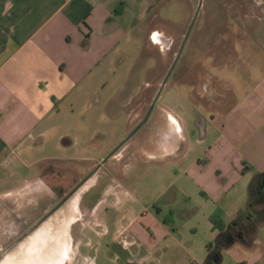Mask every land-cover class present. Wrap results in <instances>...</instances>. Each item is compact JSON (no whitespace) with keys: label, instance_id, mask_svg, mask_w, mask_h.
<instances>
[{"label":"crops","instance_id":"0c3cea01","mask_svg":"<svg viewBox=\"0 0 264 264\" xmlns=\"http://www.w3.org/2000/svg\"><path fill=\"white\" fill-rule=\"evenodd\" d=\"M125 2L130 0H0L2 222L12 209L8 202L18 208L20 197L28 192L55 194L59 201L57 183L51 184L50 173H43L49 165L97 167L143 119L133 125L130 115L118 112L115 106L132 82L141 52V39L134 33L137 20L121 15ZM148 12L150 8L144 9L143 18ZM241 65L260 74L258 80L244 79L264 91V51H259L258 59ZM232 67L241 66H226ZM229 86L231 94L233 87ZM250 97L249 93L243 95L245 100ZM165 111L161 106L155 112L153 108L141 128L146 135L118 150L97 170L108 163L106 176L126 172L140 153L150 152L151 157H143L150 162L161 148H174L175 155L164 157L160 164L181 168L172 182L177 192L167 197L170 204L161 207L153 200L150 209L140 205L116 234L114 254L122 257L121 264H206L220 230L237 220L242 227L252 226L255 213L262 214L251 204L247 188L234 191L246 174L264 172V141L259 129L238 147L213 143L187 164L189 142ZM164 124L177 128L180 145L150 143L154 134L164 130ZM114 173L117 192L131 196ZM179 197L186 200L185 206L177 202ZM165 211L177 213L183 221H170L161 215ZM47 212L43 210V214ZM225 257L229 264L264 261V222L249 239L223 249L216 264H223Z\"/></svg>","mask_w":264,"mask_h":264},{"label":"rangeland","instance_id":"374dc122","mask_svg":"<svg viewBox=\"0 0 264 264\" xmlns=\"http://www.w3.org/2000/svg\"><path fill=\"white\" fill-rule=\"evenodd\" d=\"M197 3L198 0H130L120 7L123 17L137 20L135 38L141 39V52L132 70V82L115 103L118 112L130 115L133 125L144 117L156 95L194 16ZM147 8L150 12L143 18L142 13ZM158 35L172 39L169 52L164 51L156 38ZM259 51H264V0H202L200 13L180 61L154 107V112L160 106L165 108V116H173L182 129L190 145L185 158L187 164L213 143L230 144L232 147L242 145L255 129H259L264 141V91L244 79L250 76L251 80H258L260 74L249 69L248 65H241L258 59ZM180 64L185 67V74L177 72ZM233 64L241 67H224ZM222 81L233 87L231 94L221 88ZM203 85L206 93H216L219 103L201 94L204 93ZM245 93L252 97L245 100ZM228 95H232V100ZM211 102L225 103L226 107L210 108L208 104ZM144 135L146 133L141 129L119 150ZM159 140V135L154 134L150 143L157 144ZM171 151L174 148L170 151L161 148L154 154L157 158L150 162L143 159L146 155L151 157L150 152L140 153L135 157L132 169L113 172L120 183L130 189L131 196L117 192L113 173L106 176L109 170L107 163L29 239L5 256L9 252L8 243L16 233L40 220L45 215L43 210L50 211L58 203L55 194L42 195L40 192L21 196L18 208L8 202L12 209L5 215L6 222H2L0 216V264H121L123 259L114 254L113 246L120 228L134 216L140 205L150 209L149 203L155 200L158 206L163 207L170 204L168 195L177 192L172 182L181 168L170 163L160 164L164 157L175 155ZM95 167L53 163L47 172L44 168L43 173H50L51 184L57 183V199L61 200ZM262 177L264 172L257 175L248 173L234 191L249 190L251 183L258 190L256 183ZM169 185L168 192H163ZM177 202L186 204L181 197ZM161 215L176 224L183 221L177 213L165 211ZM223 264H229L226 257ZM259 264H264V261Z\"/></svg>","mask_w":264,"mask_h":264},{"label":"flooded vegetation","instance_id":"af4514ba","mask_svg":"<svg viewBox=\"0 0 264 264\" xmlns=\"http://www.w3.org/2000/svg\"><path fill=\"white\" fill-rule=\"evenodd\" d=\"M198 2H199V0H198ZM197 6H198V3H197ZM197 6H196V8H197ZM201 9V8H200ZM195 13V12H194ZM199 13H200V11H199ZM199 15V14H198ZM198 17V16H197ZM192 19H193V17H192ZM196 20H197V18H196ZM196 20H195V22H196ZM192 21V20H191ZM191 21H190V23H191ZM195 22H194V24H195ZM194 24H193V26H194ZM190 25V24H189ZM188 28H189V26H188ZM188 28H187V30H188ZM193 28V27H192ZM187 30H186V32H187ZM192 30V29H191ZM191 32V31H190ZM186 34V33H185ZM184 37H185V35H184ZM157 40L161 43V45L164 47L163 49H164V51H166V52H169L170 51V46H171V43H172V39H169V38H165L164 36H162V35H158L157 37ZM184 39V38H183ZM188 39V38H187ZM183 41V40H182ZM181 44H182V42H181ZM181 44H180V46H181ZM180 46H179V48H178V50H177V52H176V54H175V56H174V58H173V60H172V63L174 62V60H175V58H176V56H177V54H178V52H179V50H180ZM185 46V45H184ZM183 50H184V47H183V49H182V51H181V54H180V56H179V58H178V60H177V62H176V65H175V67H174V69L176 68V66H177V64H178V62L180 61V57H181V55H182V53H183ZM172 63H171V65H172ZM171 65H170V67H171ZM226 65V64H225ZM169 67V68H170ZM224 67H226V66H224ZM173 69V70H174ZM169 70V69H168ZM173 72V71H172ZM177 72H180V73H182V74H185V67L183 66V64H180L179 66H178V70H177ZM205 85V84H204ZM202 86V88H203V90H204V93H201L203 96H205V97H207L208 99H213V101L215 100V102H220L219 101V99H217L216 98V93L215 92H213V93H211V94H209V93H206L205 92V86ZM221 88L223 89V90H225V91H228L229 90V88H230V86H229V83H227V82H224V81H222L221 82ZM211 96H214V97H211ZM155 97V96H154ZM218 97V96H217ZM218 103H216V104H212V102H211V104H208V106L210 107V108H212V107H220V108H225L226 107V105H225V103H222V104H218ZM201 119H202V117H201ZM158 135H159V143H157L158 145H160V146H164V147H174V146H176V145H180L181 143H182V136L177 132V128L175 127V126H173V125H170V124H168L167 126H165V128H164V130H162V131H159L158 133H157ZM257 186H258V195L254 198V200H253V202L255 203V205H253V207H256L257 209H259V211H257V212H262V214H256L255 213V215H254V221H253V226H257V225H259L260 223H263L264 222V177H262V178H260V180H259V182H258V184H257ZM73 197V196H72ZM71 197V198H72ZM70 198V199H71ZM69 199V200H70ZM68 200V201H69ZM60 201V200H59ZM58 201V202H59ZM65 204V203H64ZM63 204V205H64ZM62 205V206H63ZM61 206V207H62ZM253 210V209H252ZM39 221V220H38ZM37 222V221H36ZM36 222H34L32 225H30V226H27L19 235H17L11 242H9L8 243V251L9 252H7V254L5 255V256H7L12 250H14L16 247L18 248L19 246H21L23 243H24V241L26 240V239H29V237H30V235L32 234V233H34L37 229H39L41 226H42V224L40 225V226H38L37 228H35L34 230H32L31 232H29L27 235H25L26 234V232L31 228V227H33L34 226V224H36ZM249 236H251L250 234H248V233H245V231H244V228H239V227H233V228H231L229 231H228V233H227V235L223 238V240L222 241H226L227 239H229V240H231L232 242H241V240H247V239H249ZM35 244V243H34Z\"/></svg>","mask_w":264,"mask_h":264},{"label":"water","instance_id":"95a60500","mask_svg":"<svg viewBox=\"0 0 264 264\" xmlns=\"http://www.w3.org/2000/svg\"><path fill=\"white\" fill-rule=\"evenodd\" d=\"M201 3H202V0H199L198 6H197V8L195 10V13H194V16H193V19H192V21H191V23L189 25V28H188V30H187V32L185 34V37H184V39L182 41L181 46H180V50H179L174 62L172 63L171 67L167 71V73H166V75H165V77H164V79H163V81H162V83H161V85H160L155 97L153 98L150 106L148 107V109H147L143 119L140 121V123L127 135V137L108 156H106L101 161V163L94 170H92L82 181H80L75 186V188L73 190H71L67 195H65L57 203V205L53 209L48 211L39 221H37L36 224H34V226L31 227L26 232L25 235H27L29 232H31L32 230H34L35 228L40 226L49 216H51L57 209H59L64 203H66L81 188V186L100 168V166L102 164H104L110 157H112L132 136H134V134H136V132L139 129H141L146 124V122H147V120H148V118H149V116H150V114H151V112H152V110H153V108H154V106H155V104H156V102H157V100H158V98H159L164 86L166 85V83H167V81H168V79H169V77H170V75H171V73H172V71H173V69H174V67L176 65V62H177V60H178V58H179V56L181 54V51H182V49H183V47H184V45H185V43L187 41V38H188V36L190 34V31H191V29L193 27V24H194L198 14H199V11H200V8H201ZM213 262L216 263L217 262V258H213Z\"/></svg>","mask_w":264,"mask_h":264},{"label":"trees","instance_id":"16d2710c","mask_svg":"<svg viewBox=\"0 0 264 264\" xmlns=\"http://www.w3.org/2000/svg\"><path fill=\"white\" fill-rule=\"evenodd\" d=\"M256 186H257V183H256ZM249 198H250V202L252 205H255V203L253 202L254 198L258 195V190H255L254 187H253V184L251 183L250 186H249ZM262 213V212H261ZM240 222V220H239ZM238 220L236 222H233L231 225H229L226 229L224 230H220V234L217 238V240L215 241V244H214V252L212 254H210L207 258V262L206 264H216L213 262V258H217V261H219V258H220V252L227 248L228 246L231 245V243H233L231 240L227 239L226 241H222L223 238L227 235L228 231L233 228V227H239V228H244V231L245 233H248V234H253L255 233V229H256V226H249V227H242L241 224H238L239 223ZM211 246H209L210 248Z\"/></svg>","mask_w":264,"mask_h":264}]
</instances>
